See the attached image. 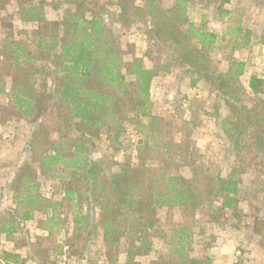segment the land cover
Masks as SVG:
<instances>
[{"label":"trees","instance_id":"trees-1","mask_svg":"<svg viewBox=\"0 0 264 264\" xmlns=\"http://www.w3.org/2000/svg\"><path fill=\"white\" fill-rule=\"evenodd\" d=\"M64 1L75 6L52 22L47 11L56 8V1L16 0L20 20L38 27L27 40H19L11 27L0 39V96L8 98L6 105L0 103V113L15 111L30 121L25 150L42 173L63 170L64 197L75 207L76 225L68 239L72 253L89 249L99 228L106 264H122L118 254L123 248L127 255L123 264H145L137 257L150 254L153 238L163 232L158 212L162 207H184L186 216L194 219L208 211L219 221L229 210L242 218L240 202L251 207L264 193V75L254 73L247 84L241 81L247 60L235 52L252 46L254 31L240 9L229 6L231 0H205L202 7L225 25L217 31L204 17L199 23L188 17L199 0H107L118 7V22H150L152 45L146 56L157 53L162 61L147 66L142 57L127 58L112 40L104 3ZM164 1L171 3L165 6ZM220 50L228 61L226 70L220 66ZM172 66L190 72L193 85L200 80L208 83L226 104L229 113L221 124L236 157L231 171H212L200 163L201 153L189 133L181 143L162 138L169 132L168 121L151 113L150 94L155 77ZM248 93L254 97L249 103ZM129 126L141 132L136 163L131 155L123 160L97 157L103 132L110 145L120 149ZM171 146L182 150L163 157L159 149L167 152ZM175 158L190 168V177L178 172L181 165L176 166ZM249 168L251 185L242 180ZM41 185L30 161L24 160L12 176V216L0 219V235L15 240L26 221L44 214L39 222L47 234L29 244L36 257L46 252L42 242L61 234L65 224L63 198L45 195ZM250 226L264 249V216L255 215ZM192 230L187 221L171 223L168 257L147 264H213L205 251L189 254ZM61 247L57 245L58 253ZM0 259L3 264H25L19 254L0 253Z\"/></svg>","mask_w":264,"mask_h":264},{"label":"rangeland","instance_id":"rangeland-1","mask_svg":"<svg viewBox=\"0 0 264 264\" xmlns=\"http://www.w3.org/2000/svg\"><path fill=\"white\" fill-rule=\"evenodd\" d=\"M54 1L57 3L56 8L51 7L47 11V17L52 22L56 20L57 16L63 14L67 7L75 6L71 2L65 3L64 0ZM100 1L105 4L107 9L104 18L110 30L109 34L118 48L126 52L125 56L127 58L142 57L147 66L159 64L162 60L157 53L151 57L146 56L147 48L152 45L147 32L150 22H136L130 25L120 23L116 19L118 7L109 4L107 0ZM204 1L199 0L188 11V17L195 23H199L204 17L208 20L209 28L221 31L225 25L212 19L211 10L202 7ZM170 3L171 1H164L163 5L168 6ZM229 6L239 8V14L254 31L252 46L249 49L235 52L237 58L247 60L246 72L241 77V81L247 84L252 74L264 75V42L261 41V35H264V0H231ZM10 27L15 30L19 40H27L30 34L37 29L38 23L20 20L16 0H1L0 39ZM218 57L223 59L220 66L226 70L228 61L224 59V50L218 51ZM37 77L39 78V76ZM192 80V74L183 71L178 66H172L169 72L155 77L150 94L151 113L168 121L169 132L162 135L163 139H173L175 142L181 143L185 139V134L189 133L201 153L200 163L209 170L222 169L223 173H227L231 171L236 161L221 124L223 118L229 113L228 108L222 98L215 96L208 83L200 80L193 85ZM252 100L254 97L249 93L246 94L245 102L249 103ZM0 103L6 105L8 98L0 96ZM183 120H191L193 123L185 126ZM30 126V121L15 111L0 113V219L12 216L9 207L15 206L12 201L13 187L11 186L13 172L24 160H28L33 166L34 175L42 183L40 191L42 190L47 196L63 198L60 211L65 219L64 229L52 241L44 240L42 248L46 247V252L44 256L40 254L36 257L29 244L35 242L37 236L47 234L39 222L44 214L36 213L34 219L26 221L23 228L14 234L15 240L7 239L4 234L0 235V253L19 254L25 260V264H90L86 255L95 264H106L104 262L102 231L99 228L94 242H89V249L87 248L80 255L72 253L68 239L76 225L73 218L75 207L64 197V172L58 167L44 174L30 159L25 150ZM135 132L133 126L127 128L128 136L126 135L127 138L123 139L124 143L120 149H114L106 140V134L103 132L102 139L98 142L97 157L123 160L131 155L132 161L136 163V141L141 136V132ZM122 138H125L124 134ZM176 149L182 150L180 146H171L167 152L161 148L159 151L163 157L167 155L169 157ZM175 159L176 166L181 165L178 172L184 177H190V168L185 165L183 167L180 158ZM246 163H249L248 159H246ZM243 175L242 180L251 185L250 181L253 179L251 168ZM219 201L220 199L217 203ZM239 206L244 215L242 218L234 217L232 211L229 210L219 221L212 220L208 211L199 212L194 219L186 216L184 207L160 208L158 212L161 218L160 228L163 232L153 238L154 244L151 253L138 256L137 260L147 264L152 260L167 258L170 248L171 223L187 221L188 226L193 229V233L191 232L192 243L189 246L190 255L200 256L205 251L213 257V264H264V249L250 226L255 215L264 216V193L254 200L253 206L250 207L245 201H241ZM239 220L240 226L238 227L236 224ZM58 244L62 246L61 253H58ZM118 257L120 263H126L127 255L124 248L119 252ZM3 263V260L0 259V264Z\"/></svg>","mask_w":264,"mask_h":264}]
</instances>
